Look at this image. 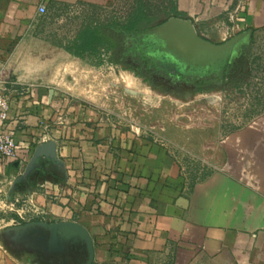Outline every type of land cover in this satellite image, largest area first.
Returning a JSON list of instances; mask_svg holds the SVG:
<instances>
[{"label": "crops", "instance_id": "1", "mask_svg": "<svg viewBox=\"0 0 264 264\" xmlns=\"http://www.w3.org/2000/svg\"><path fill=\"white\" fill-rule=\"evenodd\" d=\"M77 1L99 2L0 0V70L11 95L5 127L16 142L15 159L0 158L2 164L30 165L46 186L50 212L85 211V227L98 245L91 264H147L171 255L190 264H264V112L223 141L233 171L213 172L187 191L163 147L120 140L102 124H89L92 113L58 108L66 100L55 95L66 94L55 86L51 46L36 36L34 23L40 4L47 12L51 4ZM178 2L198 15L197 31L225 35L222 15L252 35L264 30V0ZM203 19L217 23L215 29ZM244 161L259 181L255 190L237 180ZM57 195L59 204L50 200ZM10 256L0 246V264H11Z\"/></svg>", "mask_w": 264, "mask_h": 264}, {"label": "rangeland", "instance_id": "2", "mask_svg": "<svg viewBox=\"0 0 264 264\" xmlns=\"http://www.w3.org/2000/svg\"><path fill=\"white\" fill-rule=\"evenodd\" d=\"M135 1L51 4L36 19L35 34L51 46L48 57L58 80L55 86L66 94L55 95L58 101L66 100L58 108L92 113L89 124H102L120 140H146L163 147L190 191L213 172L233 171L223 141L264 112V30L254 33L250 42L243 40L217 63L188 69L166 51L157 36L115 24L125 18ZM140 1L148 10L149 26L170 17L193 23L198 16L182 8L178 0ZM225 16L220 19V26L228 27L225 35L200 29L202 36L221 42L244 31L236 28L235 17ZM211 20L203 22L215 29L217 23ZM86 25L98 28L102 35L93 45L78 39ZM2 162L0 159V246L11 253V264H85L89 255L86 236L94 252L98 246L85 227V211L50 212L46 186L33 178L30 165ZM249 168L242 162L237 180L255 190L259 181ZM35 193L41 195L40 205ZM50 200L60 203L58 195ZM70 253L71 258L66 259ZM190 263L176 262L172 255L147 262Z\"/></svg>", "mask_w": 264, "mask_h": 264}, {"label": "water", "instance_id": "3", "mask_svg": "<svg viewBox=\"0 0 264 264\" xmlns=\"http://www.w3.org/2000/svg\"><path fill=\"white\" fill-rule=\"evenodd\" d=\"M135 32L157 36L164 43L166 51L185 64L188 69L191 67L203 68L217 63L236 50L243 40L246 39L250 42L252 36V29L248 28L224 41L214 42L202 36L190 19L177 17H170L157 25ZM53 93L54 90L51 89L50 98ZM86 243L89 248V255L85 264H91L94 250L88 235L86 236Z\"/></svg>", "mask_w": 264, "mask_h": 264}, {"label": "trees", "instance_id": "4", "mask_svg": "<svg viewBox=\"0 0 264 264\" xmlns=\"http://www.w3.org/2000/svg\"><path fill=\"white\" fill-rule=\"evenodd\" d=\"M135 2L136 4L127 13L125 18L122 21L115 23L127 31H139L151 27L149 26L151 19L148 16V10L145 9L144 4L140 0H136ZM166 19L168 18H164L159 23ZM101 36L102 35L98 28L92 27L91 25H86V27L83 28L81 34L78 36V39L82 40V42L86 44L93 45L96 43V40L99 41Z\"/></svg>", "mask_w": 264, "mask_h": 264}, {"label": "built area", "instance_id": "5", "mask_svg": "<svg viewBox=\"0 0 264 264\" xmlns=\"http://www.w3.org/2000/svg\"><path fill=\"white\" fill-rule=\"evenodd\" d=\"M38 13L44 14L46 8L43 4L38 6ZM11 95L7 90L4 75L0 70V158L15 159L16 142L10 130L6 129L5 123L10 110Z\"/></svg>", "mask_w": 264, "mask_h": 264}, {"label": "flooded vegetation", "instance_id": "6", "mask_svg": "<svg viewBox=\"0 0 264 264\" xmlns=\"http://www.w3.org/2000/svg\"><path fill=\"white\" fill-rule=\"evenodd\" d=\"M70 256V257H69ZM71 256H72V254L70 253L69 255H65V257H66V259H70L71 258Z\"/></svg>", "mask_w": 264, "mask_h": 264}]
</instances>
